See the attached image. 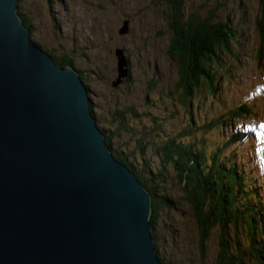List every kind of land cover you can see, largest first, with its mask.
I'll return each mask as SVG.
<instances>
[{
  "label": "rangeland",
  "instance_id": "rangeland-1",
  "mask_svg": "<svg viewBox=\"0 0 264 264\" xmlns=\"http://www.w3.org/2000/svg\"><path fill=\"white\" fill-rule=\"evenodd\" d=\"M180 6L183 16L204 17L212 9L210 22L225 21L233 30L229 47L235 58L221 52L218 60L203 63L209 71L223 65L216 69L214 90L200 79L186 94L177 84L179 72L167 53L166 0H16L30 25V43L48 55L71 59L68 66L80 74L93 116L125 167L148 178L158 197L169 199V207L158 210L154 231L163 262L215 264L221 259L220 223L213 218L201 253L200 222L177 181L182 184L180 175L185 174L166 158L163 141L170 137L192 153L203 150L206 161L198 175L210 171L209 152L216 150L222 159L228 157L225 170H231L233 161L236 171L243 172L244 189L259 187L258 197H264V168L256 167L264 162V59L255 61L257 52H264V40L253 25L256 0H181ZM238 107H243L241 113L230 114ZM242 222L222 228L229 252L241 253L242 264H264L257 254L246 253L248 246L255 249L264 242V227L259 221L253 227Z\"/></svg>",
  "mask_w": 264,
  "mask_h": 264
},
{
  "label": "water",
  "instance_id": "water-1",
  "mask_svg": "<svg viewBox=\"0 0 264 264\" xmlns=\"http://www.w3.org/2000/svg\"><path fill=\"white\" fill-rule=\"evenodd\" d=\"M26 31L0 0V264H161L147 191L107 149L76 71Z\"/></svg>",
  "mask_w": 264,
  "mask_h": 264
},
{
  "label": "trees",
  "instance_id": "trees-1",
  "mask_svg": "<svg viewBox=\"0 0 264 264\" xmlns=\"http://www.w3.org/2000/svg\"><path fill=\"white\" fill-rule=\"evenodd\" d=\"M257 1V12L253 18V25L258 30V34L261 40H264V0ZM167 2V12L166 17L168 19L167 25L169 29L168 44V56L172 59V62L177 66L179 72V84L180 89L184 88L185 94L191 89L192 85L195 84V80L200 79L201 82L214 90V82L217 72L216 69L220 67L216 66L214 71H209L207 66H204V62L207 58L218 60L217 53H228L231 54L230 57H234L236 54L229 47L233 37V30H231L225 21H213L210 22L211 16H214V11L210 9L207 16H198L195 13L189 12L186 16H183L181 11V0H166ZM16 13L19 17L21 25L24 26L30 35V25L27 19L20 11L16 8ZM263 36V37H262ZM29 40H31L29 36ZM32 41V40H31ZM263 45V42L261 43ZM256 55V63L264 59V52L259 51ZM54 62L60 66L64 67L71 64V59L62 54L57 56L53 53H49ZM235 58V57H234ZM79 74V73H78ZM79 78L81 76L79 74ZM194 78V81L191 80ZM82 80V79H81ZM217 82V81H216ZM215 82V83H216ZM83 83V80H82ZM185 86V87H184ZM179 89V90H180ZM87 107L93 117L94 124L97 129L101 132L104 143L107 149L110 151L114 159L120 163L127 166L124 159L120 158V151H116L111 147L109 136L106 135L102 128H100L93 116V109L91 101L87 97ZM243 107L233 108L230 110V114L241 113ZM244 111V110H243ZM182 132H177L181 134ZM253 135V132L251 133ZM174 138V137H173ZM227 139V137H226ZM238 139V138H237ZM233 140V139H232ZM240 140V139H238ZM263 143V141L261 140ZM189 146V145H188ZM223 144L221 145V147ZM163 149L166 158L172 159V165H177L185 175H180V184L182 198L184 201L189 203L192 215L195 220L200 222V237L198 239V246L201 253L203 252L204 246L203 242L206 237L208 228L213 224V218L219 221L221 226L220 248L219 254L221 259L215 264H242L243 258L241 253L236 252V250H230L231 244H227L225 238L223 237L222 228L227 225L234 226L239 221H243L246 227L251 225L252 227L256 221L264 227V197H258V189H244L246 186L243 172L236 171L234 168L235 163L232 161L231 170L227 171L224 169V161L228 160V157L222 159L216 153V150L210 151L209 159L207 160L209 172H201L200 167L206 161V157L203 154V150L199 149V152L190 151L188 147L181 146L179 142H175L174 139L165 138L163 141ZM220 149V147L218 148ZM217 149V150H218ZM212 153V154H211ZM219 155L222 156L223 151L219 150ZM233 153V152H232ZM188 155V156H187ZM160 157L163 162H166L165 157L160 153ZM196 162L200 165L197 167ZM194 167V168H193ZM196 167V168H195ZM256 167L264 168V162H260ZM130 169V168H129ZM131 170V169H130ZM132 172V171H131ZM136 174V175H135ZM136 179L139 180L140 185L148 192L150 200V209L148 214V222L150 225V236L153 239L154 249L156 251V256L161 264H165L162 257L158 253V245L155 236V226L157 225V215L158 210H161L162 206L169 207V199L167 197L160 198L157 196L155 189L151 188L149 184V179L144 176H139L135 173ZM264 175V170L261 171ZM224 180V181H223ZM208 195V200L206 196ZM210 201V209H206V203ZM218 211V214L216 212ZM258 215L262 219H258ZM256 220V221H255ZM255 221V223H254ZM242 222V223H243ZM262 229V228H261ZM255 233V232H254ZM252 234L251 237L255 234ZM257 234V233H256ZM250 237V239H251ZM253 239V237H252ZM252 241V240H251ZM261 245L254 249L251 245L247 247V254L253 255L257 254L260 258L264 260V248L263 240L259 241ZM230 248H229V247ZM258 257V258H259ZM248 259V256H246ZM259 263V262H258Z\"/></svg>",
  "mask_w": 264,
  "mask_h": 264
}]
</instances>
